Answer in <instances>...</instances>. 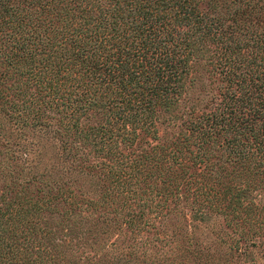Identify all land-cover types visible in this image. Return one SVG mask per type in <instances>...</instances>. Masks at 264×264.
I'll return each mask as SVG.
<instances>
[{
  "label": "trees",
  "instance_id": "trees-1",
  "mask_svg": "<svg viewBox=\"0 0 264 264\" xmlns=\"http://www.w3.org/2000/svg\"><path fill=\"white\" fill-rule=\"evenodd\" d=\"M170 214L264 259V0H0V264H138ZM109 233L125 253L88 251Z\"/></svg>",
  "mask_w": 264,
  "mask_h": 264
},
{
  "label": "rangeland",
  "instance_id": "rangeland-1",
  "mask_svg": "<svg viewBox=\"0 0 264 264\" xmlns=\"http://www.w3.org/2000/svg\"><path fill=\"white\" fill-rule=\"evenodd\" d=\"M217 81H212V79H208L206 74H202V77L199 79V81L195 84V87H191L188 91L187 100L191 101V99H194L196 97H204L211 94H216L217 90ZM188 105V103H186ZM185 103L182 102L181 105H179V109L176 111V115L179 116V114L182 112L183 108L186 106ZM159 129V135L161 137V142L169 140L175 133L176 129L171 127H166V124H162V121L158 124ZM45 139L39 138L37 135L29 136V141L34 142L39 147H35L31 150L29 155V161H35L32 157L35 155L37 157L36 153L34 154L33 151L37 152V150H41V146L44 144H51L53 143L55 145V141L51 138L44 137ZM48 140V143H46L45 140ZM145 140V138H144ZM51 142V143H50ZM142 146H145L144 144ZM36 149V150H35ZM45 149H47V157H51L53 154L51 148L49 146H45ZM33 153V154H32ZM97 173L94 176V181H99L97 178ZM75 188V187H73ZM76 190V188H75ZM93 188L90 189L92 191ZM98 192L91 195H87V197L96 198V194ZM98 195V194H97ZM189 216V214H188ZM188 220V219H187ZM163 230L166 234H168L170 237H173V244H171V247H164L160 251L155 252L154 248H147V247H141L140 241L141 239L144 241V239H151L153 237H161L158 234H155L153 230H151L148 233H142L141 235H137V243L140 247H138L137 251V262L138 264H173L170 263V259L175 261H178L175 264H184L186 263V260L184 257H187L189 260V264H193L192 260L189 259L190 253L187 254L185 251L190 249L191 254L192 252H197V254L201 255L202 260L214 262L216 264L220 263L223 259L226 258L230 259L231 262H235L236 258L235 256L227 255L225 257L224 253L227 252V245H224L222 242L224 239H226V236L224 232H229L228 229L225 228L224 222L222 217L218 215H212L208 221L205 222H196V221H189L185 222L180 216H176L175 214H170L169 217L164 221ZM222 236V238H221ZM99 242L95 245H93L95 250L88 249V251H92V253H98L99 255H104V253L112 254L114 256L119 255L120 251L127 250L129 244H131V238L134 237L133 235H130L129 233H126V236L123 237L122 235L116 236L115 233H109L104 234L102 236H99ZM122 240H125L123 242ZM113 242V246L109 247V243ZM102 244H106L107 249L100 250L102 247ZM163 244L159 243L157 246L161 248ZM123 248V250H121ZM87 249V248H86ZM125 249V250H124ZM145 253V254H144ZM144 254V255H143ZM185 255V256H182ZM183 258H182V257ZM170 258V259H169ZM227 260V259H226ZM230 261H228V264ZM197 262V260H196ZM224 263V262H223ZM242 260H237L234 264H241ZM264 264V259H257V264Z\"/></svg>",
  "mask_w": 264,
  "mask_h": 264
}]
</instances>
